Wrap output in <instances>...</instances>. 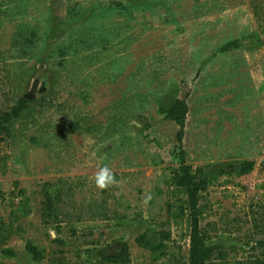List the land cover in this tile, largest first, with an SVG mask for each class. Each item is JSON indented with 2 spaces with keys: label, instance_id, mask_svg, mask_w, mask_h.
<instances>
[{
  "label": "rangeland",
  "instance_id": "obj_1",
  "mask_svg": "<svg viewBox=\"0 0 264 264\" xmlns=\"http://www.w3.org/2000/svg\"><path fill=\"white\" fill-rule=\"evenodd\" d=\"M0 264H264V0H0Z\"/></svg>",
  "mask_w": 264,
  "mask_h": 264
},
{
  "label": "clouds",
  "instance_id": "obj_2",
  "mask_svg": "<svg viewBox=\"0 0 264 264\" xmlns=\"http://www.w3.org/2000/svg\"><path fill=\"white\" fill-rule=\"evenodd\" d=\"M114 182L113 175L107 166H104L97 173L96 184L100 188H106Z\"/></svg>",
  "mask_w": 264,
  "mask_h": 264
},
{
  "label": "trees",
  "instance_id": "obj_3",
  "mask_svg": "<svg viewBox=\"0 0 264 264\" xmlns=\"http://www.w3.org/2000/svg\"><path fill=\"white\" fill-rule=\"evenodd\" d=\"M237 43H236V41H233V42H228L227 44H225L223 47H222V50H226V49H228V48H230L231 46H234V45H236ZM26 100L27 99H21L20 101H19V103H18V106L16 107V108H14V110L12 111V113L11 114H7L6 116H5V119H7V118H10V115L11 116H16V115H18V113L22 110V108L24 107V105H25V102H26ZM192 190H194L193 192H195L196 191V188L195 187H193V189ZM192 190L189 188V192L190 193H192ZM196 253V252H195ZM192 255V254H191ZM193 255H196V254H193Z\"/></svg>",
  "mask_w": 264,
  "mask_h": 264
}]
</instances>
